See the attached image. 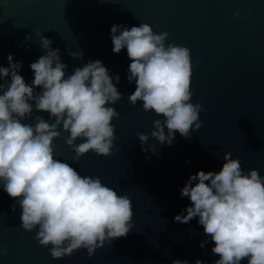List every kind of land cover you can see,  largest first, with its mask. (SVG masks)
<instances>
[{"label": "water", "instance_id": "95a60500", "mask_svg": "<svg viewBox=\"0 0 264 264\" xmlns=\"http://www.w3.org/2000/svg\"><path fill=\"white\" fill-rule=\"evenodd\" d=\"M120 23H147L158 34L168 33L166 43L188 46L189 99L202 105L201 126L189 129L190 138L173 129L171 143L150 137L145 145L150 151L141 150L136 133L149 132L155 113L128 101L135 89L126 79L130 60L126 49L112 52L109 36L111 26ZM37 30L61 49L69 73L99 59L110 74L120 75L117 88L123 95L114 105L120 115L112 121L117 137L112 155L89 152L74 160L63 131L54 149L56 158L81 175L99 176L118 194H127L133 216L128 234L92 257L81 248L54 259L51 246L35 239L36 230L22 228L19 205L13 211L15 200L0 189V264H171L173 259L194 264L196 258L211 264L218 257L211 242L197 247L205 237L196 218L178 223L173 216L190 203L179 195L188 175L218 171L226 151L239 158L245 172L256 168L264 176V0H0V66L14 54L23 61L26 83L33 79L30 63L44 54ZM80 50L83 60L68 55ZM36 114L48 119L47 112Z\"/></svg>", "mask_w": 264, "mask_h": 264}, {"label": "clouds", "instance_id": "9594fccd", "mask_svg": "<svg viewBox=\"0 0 264 264\" xmlns=\"http://www.w3.org/2000/svg\"><path fill=\"white\" fill-rule=\"evenodd\" d=\"M238 15V14H237ZM44 54L29 67L33 79L26 83L20 74L23 61L14 54L0 66V189L20 207L21 226L36 230L35 239L48 247L51 257L70 256L81 248L92 257L96 250L128 234L133 216L127 194H118L102 183L99 176L81 175L55 155L54 140L61 132L74 160L93 152L110 156L114 147V105L122 98L105 64L88 60L69 73L61 59V49L36 31ZM112 52L126 49L130 60L128 83L135 89L128 101L142 102L145 112H154L148 133L137 132L142 151L149 138L171 143L173 129L190 138L189 129L201 126L202 105L190 97L191 71L188 46L167 42V32L156 33L147 23L138 26L113 24L109 31ZM31 41L32 36H26ZM30 47L31 45H27ZM83 60L84 52L68 53ZM39 112H47L48 119ZM32 120L33 123L25 121ZM62 126V127H61ZM80 140L81 142L77 143ZM190 201L173 216L174 222L188 223L196 218L211 253L218 258L211 264H264V176L258 169L245 172L239 158L224 152L218 171L198 169L190 173L179 189ZM171 264H189L173 259ZM194 264H208L196 258Z\"/></svg>", "mask_w": 264, "mask_h": 264}]
</instances>
